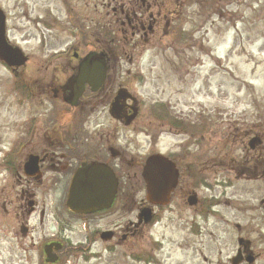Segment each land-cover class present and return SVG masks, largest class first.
<instances>
[{"label":"rangeland","instance_id":"374dc122","mask_svg":"<svg viewBox=\"0 0 264 264\" xmlns=\"http://www.w3.org/2000/svg\"><path fill=\"white\" fill-rule=\"evenodd\" d=\"M33 1L0 0L9 18L12 40L22 42V33L12 28L25 25V19L14 21L13 17L21 10L24 12L26 6L30 9ZM179 1L168 11L174 10L175 16L183 12L182 20L186 22L183 27L190 40L171 49L169 47L177 41L176 35H172L159 48L162 51H149L133 65L124 59L122 74L119 71L115 74L121 76L120 82L127 80L128 71V80L135 72L141 74V78L131 83L142 108L135 122L137 126L126 128L114 124L108 110L103 108L95 117L101 125V134L108 131V127L115 128L112 129L113 133L116 131L115 145L125 150L128 159L122 165L125 177L114 209L109 214L89 219L101 231L115 230L118 237L83 244L81 253L67 247L62 250L57 264H145L142 258L148 254L154 257L153 264H228L239 247V237L252 241L259 255L255 264H264V238L252 232L257 225L254 230L262 233L264 222L261 219L258 225L253 218L256 212L248 209L258 204L256 196L263 194V190L253 193L254 182L239 180L229 167L246 154L251 155L248 147L251 133L257 130L264 133V0H225L222 5L219 3L223 6L224 16L221 17L208 11L202 3L196 4L197 0ZM57 33L50 34L52 45L44 49L40 48L38 38L28 44L20 43L29 56L19 73L24 80L37 82L38 86L43 77L52 76L53 65L61 63L58 60L62 57L58 55L66 52L63 50L74 41ZM27 38L25 35L23 40ZM186 68L193 76L185 83ZM16 78L0 63V264H42L45 262L44 244L52 239L57 222L56 204L63 206L68 180L56 182L54 175L46 174L35 185L32 180L16 179L8 174L4 154L14 149L18 138L23 137L22 126L35 107L31 104L30 109L27 104L23 107L17 104L13 90ZM154 101L171 108L174 113L170 118H185L192 127L196 123L207 126L195 140L183 133L170 132L167 124L148 118ZM45 103H37L38 108L50 106V101ZM156 111L164 114V111ZM227 131H234L236 139L228 137ZM27 151V148L22 150ZM156 152L185 156V165L197 166L194 171L187 167L193 173L187 181L189 194L176 193L169 204L156 210L155 223L141 226L136 235L129 233L123 238L126 232L122 233V227L116 224L124 225L128 220L137 222L146 198L138 167L147 155ZM227 154L226 163L223 157ZM221 163L228 169L223 171ZM227 179L230 185L226 188ZM193 191L199 203L189 205L187 199ZM30 193L34 194L32 198L27 197ZM31 199L37 205L31 209L33 213L28 214ZM123 199L131 207L125 205L122 211ZM192 222L195 225L190 226ZM238 224L251 232L250 235L241 234ZM22 226L29 230L23 233ZM81 226L76 225L69 233L74 245L85 242L86 231ZM108 245H113L114 250H106Z\"/></svg>","mask_w":264,"mask_h":264},{"label":"flooded vegetation","instance_id":"af4514ba","mask_svg":"<svg viewBox=\"0 0 264 264\" xmlns=\"http://www.w3.org/2000/svg\"><path fill=\"white\" fill-rule=\"evenodd\" d=\"M176 2L180 3L179 0L175 2L171 0H34L30 9L26 6L24 12L21 10L20 13L15 14L14 21L25 19L24 27L12 28L14 32L18 30L22 33V42L14 41L15 44H28L33 39L40 38L38 44L44 49L52 45L50 34L54 31L59 33L57 36L60 34L69 36V41L74 39L71 41L73 45L69 54L58 60L60 64L53 65L52 76L43 77L38 86L37 82L19 81L20 89L24 94L18 99L29 100L35 107L31 111L28 124L24 122L22 126L21 135L28 139L20 140L26 143L25 149L27 148L28 151L24 152L25 154L22 152L23 155L18 160L16 178L28 179L32 180L33 184L36 183L35 177L38 173L36 176H27L24 170V165L31 156L38 158V168H36L42 179L46 174H50L55 176L56 182L60 179L68 180L81 165L90 162H104L114 168L121 178L125 177L124 172L120 170L124 169L122 165L128 156L125 150L119 149L117 151L119 160L117 159L114 151L117 148L115 136L112 135V129L115 128L109 127L108 131H103L101 134V125L95 117L101 108L106 110L110 108L119 89L130 90L131 79L128 80L130 71L127 80L122 82L119 81L121 76L115 75L118 71L120 75L122 74L124 59L130 65L136 64L145 53L162 51L163 49L159 48L165 39L176 35L175 31L179 30L182 23L183 12L179 11L175 16L174 10L168 11L176 7ZM169 3H172V6ZM43 25L49 26L50 30L43 31L41 29ZM25 35L28 38L23 40ZM176 44L174 42L169 48L173 49ZM88 60H102L107 69L105 80L96 90L89 83L80 80V68ZM184 71L188 73L187 68ZM47 101H50L49 107L38 108L37 103L46 104ZM129 103L131 102H127L126 105ZM141 109L138 106V112ZM130 113L126 106V115ZM247 135L249 136L250 133ZM252 136H259L261 141L251 150V155L246 154L241 161L229 167L238 179L254 182L253 193H260L263 190V194L256 196L258 204L253 208L256 212L253 218L260 225L261 219L264 222V133L257 130L249 137ZM223 158H226L227 163L228 154ZM178 159L180 160L176 161V165L180 176L172 196L178 192L189 194L187 181L190 180L189 175H193L190 170L187 171L188 166L183 162V158ZM131 161L129 158L128 163L130 164ZM224 167L225 164L221 168L223 171L228 169V166ZM118 168L120 170H117ZM125 205L131 207L128 202H125L124 208ZM112 210L110 208L104 212L94 213V216L109 214ZM86 221L90 226V220ZM142 224L136 225L128 220L124 225L122 223L116 226L122 227V233L126 232L122 234L125 238L129 233L132 236L136 235L140 227H144ZM237 227L241 234L250 235L251 232L244 230L243 225L238 224ZM254 229L252 232L257 233L258 237H264L263 230L260 233ZM110 231L112 238L118 237L115 230ZM238 240L240 246L236 251L237 260L230 258L228 264H234L235 261H240V264H254L259 255H256L258 253L252 241H241L240 237ZM249 257L254 259L252 263H248Z\"/></svg>","mask_w":264,"mask_h":264},{"label":"water","instance_id":"95a60500","mask_svg":"<svg viewBox=\"0 0 264 264\" xmlns=\"http://www.w3.org/2000/svg\"><path fill=\"white\" fill-rule=\"evenodd\" d=\"M0 59L9 65L19 66L25 63L26 57L17 48H12L5 40V17L0 10ZM105 64L102 60H88L80 69V80L88 81L93 86L99 85L105 76ZM95 86V87H96ZM126 95L120 92L112 104L111 113L120 117L122 101ZM34 159L31 165H36ZM30 166V165H28ZM33 170V169H31ZM143 176L147 183L148 198L153 203L168 201L170 192L177 184L178 172L172 162L156 154L150 156L144 166ZM118 190V179L105 164L94 162L84 165L74 176L67 205L73 212L90 213L107 209L111 206ZM195 198V197H194ZM196 200L191 199L194 204ZM150 210H144L141 216L147 220ZM50 248H47L49 250ZM54 261V259H51ZM237 260V259H236ZM237 263V261H235ZM235 263V264H236Z\"/></svg>","mask_w":264,"mask_h":264},{"label":"trees","instance_id":"16d2710c","mask_svg":"<svg viewBox=\"0 0 264 264\" xmlns=\"http://www.w3.org/2000/svg\"><path fill=\"white\" fill-rule=\"evenodd\" d=\"M219 3H220V0H211V8H214V10H217L216 8L217 7H220V4ZM204 8L209 9L210 7L208 5H206ZM204 129H205V127L202 126V128L199 131H202Z\"/></svg>","mask_w":264,"mask_h":264}]
</instances>
